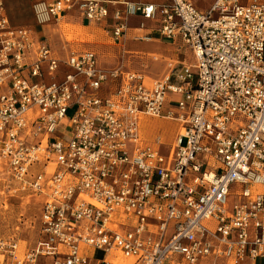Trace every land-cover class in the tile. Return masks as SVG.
<instances>
[{
	"label": "built area",
	"instance_id": "1",
	"mask_svg": "<svg viewBox=\"0 0 264 264\" xmlns=\"http://www.w3.org/2000/svg\"><path fill=\"white\" fill-rule=\"evenodd\" d=\"M29 1L34 26L73 12L192 59L147 81L59 57L0 0V167L41 197L36 242L0 239V264H264V0ZM143 118L177 124L166 156Z\"/></svg>",
	"mask_w": 264,
	"mask_h": 264
},
{
	"label": "rangeland",
	"instance_id": "2",
	"mask_svg": "<svg viewBox=\"0 0 264 264\" xmlns=\"http://www.w3.org/2000/svg\"><path fill=\"white\" fill-rule=\"evenodd\" d=\"M192 2L197 9L206 12L214 0H192ZM3 7L11 26L32 30L34 22L29 0H3ZM37 29L40 30L39 36L45 39L59 57L64 56L69 50H90L96 55L98 67L138 72L143 74L147 81L160 79L169 72L170 68L178 67L183 60L192 59L187 49L180 48L179 42L171 44L158 39L150 42H134L127 39L124 43L118 44L99 27L79 23L73 12L60 19L57 24L51 23ZM62 74L63 72L59 70L55 74L57 78L55 81L60 80ZM44 81L49 82L50 78L45 77ZM69 114L68 111L66 115ZM142 121L144 124L141 137L147 143L159 137L163 144L162 153L166 156L178 128L177 124L161 118H143ZM1 169L0 167V171ZM2 173L1 171L0 239L12 238L17 242L18 251H22L31 247L38 238L37 216L41 197L17 191L15 183ZM235 191L236 187H232L229 206L234 203ZM90 256L101 257L97 252H91Z\"/></svg>",
	"mask_w": 264,
	"mask_h": 264
},
{
	"label": "crops",
	"instance_id": "3",
	"mask_svg": "<svg viewBox=\"0 0 264 264\" xmlns=\"http://www.w3.org/2000/svg\"><path fill=\"white\" fill-rule=\"evenodd\" d=\"M30 13H31V10H30ZM31 16H32V14H31ZM32 20H33V18H32ZM80 23V22H79ZM37 28H40V27H37V26H34L33 25V27H32V35L35 37V38H37V39H40V38H43V37H41V36H39V33H40V30H38ZM44 39V38H43ZM140 135L142 136V133H141V131H140Z\"/></svg>",
	"mask_w": 264,
	"mask_h": 264
},
{
	"label": "bare ground",
	"instance_id": "4",
	"mask_svg": "<svg viewBox=\"0 0 264 264\" xmlns=\"http://www.w3.org/2000/svg\"><path fill=\"white\" fill-rule=\"evenodd\" d=\"M116 261H114V263H115Z\"/></svg>",
	"mask_w": 264,
	"mask_h": 264
}]
</instances>
